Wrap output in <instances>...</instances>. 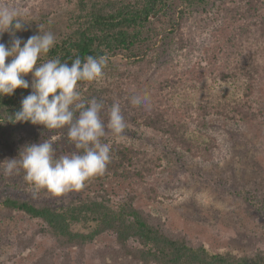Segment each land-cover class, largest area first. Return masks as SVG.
<instances>
[{
	"label": "trees",
	"instance_id": "16d2710c",
	"mask_svg": "<svg viewBox=\"0 0 264 264\" xmlns=\"http://www.w3.org/2000/svg\"><path fill=\"white\" fill-rule=\"evenodd\" d=\"M45 1L54 8L59 0ZM70 1L77 8L68 15V31L56 38L55 46L37 63L58 57L70 66L77 56L82 60L88 55L106 56L103 77L81 82L80 91L82 99L95 97L107 110L114 102L119 103L124 117L135 125L134 130L126 123L124 132L155 131L170 140L171 150L213 161L220 145L206 129L220 125L233 131L234 125L236 130L239 123H252L261 115L249 101L254 83L264 78V11L260 0H231V7L219 9L217 19L198 12L210 3L215 6L217 0ZM226 18L238 25L226 27ZM216 20L220 23L209 34L207 25ZM157 22L165 27L158 31ZM160 33L164 34L161 45H154ZM159 47L163 59L154 60ZM210 52H214V59ZM119 53H124L126 68L114 64L113 57ZM208 75L218 82L244 81L243 97L182 99L198 90ZM31 91L30 84L11 96H0V221L21 216L38 222L40 236L52 242L28 264H83L88 246L105 234H112L115 241L94 250L93 257L100 264H264V248L213 251L179 231L167 229L159 213L137 207L135 196L115 206L105 193L90 194L87 189L85 196L57 203L22 194V189L33 195L48 191L26 183L22 170L12 176L3 173L7 159H19L25 146L47 139L53 132L43 125L12 121L21 100ZM145 94L148 102L132 103L134 96ZM104 142L111 146V159L103 174L85 182L87 188L113 175L146 181L162 166L163 159L148 149L107 138ZM162 157L167 158L165 154Z\"/></svg>",
	"mask_w": 264,
	"mask_h": 264
},
{
	"label": "rangeland",
	"instance_id": "374dc122",
	"mask_svg": "<svg viewBox=\"0 0 264 264\" xmlns=\"http://www.w3.org/2000/svg\"><path fill=\"white\" fill-rule=\"evenodd\" d=\"M230 1L217 0L215 6L210 3L207 7L200 8L198 12L206 18L217 19L220 8H226V5L231 7ZM46 2L0 0V5L20 4L18 8L26 15L23 17V30L16 32L15 35L26 42L30 36L39 32L40 34L51 32L57 38L68 31V15L76 10V3L59 0L52 8ZM258 4L264 11V0H260ZM230 19H225V22L227 21L225 26L231 29L238 24L230 23L232 22ZM219 23L216 20L212 26L207 25L210 27L208 33H212L211 28L218 27ZM240 23L242 24L243 20ZM155 27L159 31L165 24L157 22ZM160 34L153 42L154 45L155 43L161 45L164 34ZM199 37L202 40L200 33ZM12 39L10 32H5L0 36V43L10 47ZM210 55L214 59V52H210ZM153 57L154 60L163 59L162 48H157ZM113 61L121 68L128 66L124 53L115 55ZM165 74L169 75V72ZM25 77L31 84V73ZM254 84L249 101L254 110L261 111L258 119L248 124L239 123L236 130L234 125L233 131L220 125L214 130L206 129L209 135L216 137L220 145L213 161L192 157L180 149L171 150L170 140L155 131L144 130L143 133L136 134L123 132L119 136L109 134L106 138L110 141L117 140L148 149L163 159L162 166L146 181L138 182L113 175L93 182L88 185L89 188L84 185L80 189L66 191L64 192L66 195L62 193L56 195L50 191L33 195L23 189L21 193L42 202L57 203L76 199L78 195L85 196L87 191L95 195L103 192L115 206L129 196H135L137 207L150 213H159L167 229L179 231L194 242L206 244L213 251L225 249L252 251L264 248V78ZM244 85V81L218 82L208 75L198 90L187 93L182 99L203 101L209 97L218 100H237L245 93ZM101 116L107 123V108ZM125 120L135 130L130 118L125 117ZM66 131L67 129L53 130L47 138H55L53 146L57 149V156L67 154L71 150L66 140ZM47 139H41L37 143ZM163 154L168 159L163 158ZM154 185L157 189H151ZM2 190L5 189L2 187ZM41 229L40 223L26 221L21 216L1 220L0 264H28L37 259L52 244L50 239L40 236ZM114 241L112 234L101 236L95 244L88 246L89 254L83 264H100L99 259L93 257L94 250L98 251L106 244H114Z\"/></svg>",
	"mask_w": 264,
	"mask_h": 264
},
{
	"label": "clouds",
	"instance_id": "9594fccd",
	"mask_svg": "<svg viewBox=\"0 0 264 264\" xmlns=\"http://www.w3.org/2000/svg\"><path fill=\"white\" fill-rule=\"evenodd\" d=\"M25 15L15 6L0 5V36L10 32L13 37L10 47L0 43V96H11L18 88L28 89L30 84L24 77L31 73L32 91L21 100L12 121L43 125L47 130L67 129L71 150L57 156L54 137L29 144L19 153V159L6 160L3 173L12 176L22 170L26 183L59 195L80 189L90 178L103 174L111 159V146L104 138L121 135L126 120L117 102L108 108L105 123L101 116L104 103L95 97L82 99L81 82L101 79L107 57L88 55L82 60L77 56L70 66L58 57L38 64V59L55 46L56 37L51 32H39L26 42L16 37L15 33L23 30ZM148 100L147 94L137 95L132 103L140 105Z\"/></svg>",
	"mask_w": 264,
	"mask_h": 264
}]
</instances>
